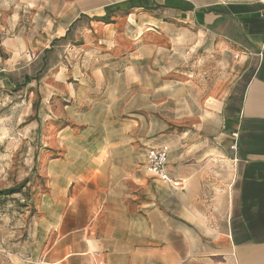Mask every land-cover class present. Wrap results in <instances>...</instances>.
<instances>
[{
	"label": "crops",
	"instance_id": "crops-1",
	"mask_svg": "<svg viewBox=\"0 0 264 264\" xmlns=\"http://www.w3.org/2000/svg\"><path fill=\"white\" fill-rule=\"evenodd\" d=\"M0 82L47 185L23 264H264V0H0Z\"/></svg>",
	"mask_w": 264,
	"mask_h": 264
},
{
	"label": "rangeland",
	"instance_id": "rangeland-1",
	"mask_svg": "<svg viewBox=\"0 0 264 264\" xmlns=\"http://www.w3.org/2000/svg\"><path fill=\"white\" fill-rule=\"evenodd\" d=\"M177 63V62H176ZM178 70H181L178 68ZM175 70L172 79L175 85L195 79ZM1 83V82H0ZM11 103L5 94L0 96V190L19 187L20 191L0 198V264H23L22 255H27L23 245L25 233L32 237L33 221L28 215L38 212L42 195L47 191L45 179L36 169L35 158L27 154L25 142L16 140L20 126L15 124V135L10 133ZM15 123L18 119L14 120ZM11 137V138H10ZM19 137V135L17 136ZM10 154V155H8ZM17 189V190H19ZM28 224L31 225L27 231ZM30 244V248H31ZM32 250L29 252L32 257Z\"/></svg>",
	"mask_w": 264,
	"mask_h": 264
},
{
	"label": "built area",
	"instance_id": "built-area-1",
	"mask_svg": "<svg viewBox=\"0 0 264 264\" xmlns=\"http://www.w3.org/2000/svg\"><path fill=\"white\" fill-rule=\"evenodd\" d=\"M234 142L231 149L236 150L238 147V133L232 134ZM170 148L168 145H163L159 147H152L148 149L147 153V169L153 175L159 177L160 179L172 183L174 186H179V182L173 181L166 170L168 158H169Z\"/></svg>",
	"mask_w": 264,
	"mask_h": 264
},
{
	"label": "trees",
	"instance_id": "trees-1",
	"mask_svg": "<svg viewBox=\"0 0 264 264\" xmlns=\"http://www.w3.org/2000/svg\"><path fill=\"white\" fill-rule=\"evenodd\" d=\"M17 189H19V187H12L8 190H0V198L7 196L9 194L13 195L14 193H18L20 191V189L19 190H17Z\"/></svg>",
	"mask_w": 264,
	"mask_h": 264
}]
</instances>
